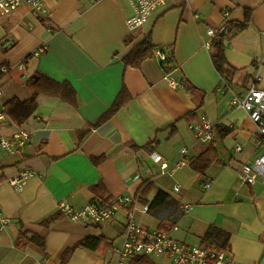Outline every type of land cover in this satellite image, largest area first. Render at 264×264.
Segmentation results:
<instances>
[{"label":"crops","instance_id":"obj_1","mask_svg":"<svg viewBox=\"0 0 264 264\" xmlns=\"http://www.w3.org/2000/svg\"><path fill=\"white\" fill-rule=\"evenodd\" d=\"M44 5L47 14L22 6L10 16H0V65L9 68L0 77V106L15 97L33 98L27 83L35 73L69 82L78 105L39 95L37 110L26 122L18 125L8 115L9 122L0 131L3 136L21 130L30 134L23 156L0 153L4 179L0 203L11 219L0 230V264H61L67 249L90 235L106 236L114 241V248L101 253L78 248L67 264H119L115 248L120 246L128 210L118 207L111 221L97 226L72 222L60 214L63 200L75 209L103 203L100 196L105 192H94L97 185L104 186L110 203L130 198L142 226L154 229L164 224L176 240L200 245L209 226L215 225L231 234L233 264H264V181L260 177L254 185L245 184L236 170L264 154V143L259 144L247 113L230 105L232 94L241 96L259 72L257 86L264 89V68H260L264 0H170L135 31L127 26L133 14L128 0H44ZM248 13L246 29L226 38L225 56L238 69L226 80L214 65V38L208 30L226 24L228 33ZM149 34L153 45L170 55L172 75L185 84L184 89L167 85L168 66L163 68L155 57L139 68L125 66L124 58ZM207 42L211 48L205 46ZM42 48L46 51L39 53ZM223 83L230 87L224 94L217 89ZM124 87L129 102L111 119L90 128ZM204 117L214 126L219 162L201 175L190 163L211 142L199 141L189 125ZM218 127L230 133L222 137ZM89 128L80 141L79 133ZM145 145L150 146L143 149ZM236 145L242 146L240 152ZM183 149L188 151L189 164L172 171ZM156 154L168 163L169 174H160L152 159ZM21 167L34 176L17 192L6 180ZM149 182L155 188L144 202L137 192ZM158 190L167 192L170 200L150 208ZM58 215L53 223L43 224ZM24 233L37 234L45 246L26 242L19 246L18 237ZM149 258L142 264H172L166 256Z\"/></svg>","mask_w":264,"mask_h":264},{"label":"built area","instance_id":"obj_2","mask_svg":"<svg viewBox=\"0 0 264 264\" xmlns=\"http://www.w3.org/2000/svg\"><path fill=\"white\" fill-rule=\"evenodd\" d=\"M133 8L132 16L127 20V26L131 31L141 28L147 23L151 14L159 8L166 7L170 0H128ZM22 6L30 7L33 11L41 14H47L44 0H0V16H10ZM229 16L228 12L224 13ZM226 24L219 28H210L208 35L215 38L217 35L226 32ZM264 35V32H263ZM211 48V42L205 44ZM42 48L39 53L45 52ZM154 57L161 66H166L167 54L163 48L157 47ZM23 68V66H20ZM260 68H264V58L261 61ZM3 73H8V68H2ZM164 80L173 90L184 89L185 84L175 79L172 73L166 72ZM261 80L260 72L255 77V82L240 96L232 94L230 105L242 108L256 126L260 136L259 144L264 143V89L257 86ZM222 94L227 93L230 87L223 83L218 88ZM1 95V92H0ZM9 122V116L0 106V131L2 127ZM189 129L195 137L204 143H210L214 137V126L207 118H201L197 122H192ZM30 142V134L26 131H17L11 136L0 135V153L10 157L23 156ZM241 145L235 146V151L240 152ZM188 151H181L182 159L178 162L176 169L183 168L189 164L186 158ZM153 163L159 166V172L162 175L169 174V165L164 158L158 154L152 156ZM239 179L248 185L257 183L260 177L264 181V154L258 157L252 163H242L236 168ZM34 176V173L27 168H19L15 177L8 178L6 182L17 192L24 190L28 181ZM4 179L0 176V188ZM210 182L205 184L209 189ZM178 190V188L176 189ZM118 207H123L127 211V224L121 238L120 246L115 248L119 264H128L137 257H160L166 256L172 264H233L234 256L232 252H217L206 249L201 245H191L173 238L169 232L160 228H147L139 224L135 219L133 201L130 198L120 197L115 203L92 202L81 209H75L67 201L63 200L59 204L60 213L72 222L83 224H105L113 219ZM11 223V219L5 216L3 207L0 203V230H4Z\"/></svg>","mask_w":264,"mask_h":264},{"label":"trees","instance_id":"obj_3","mask_svg":"<svg viewBox=\"0 0 264 264\" xmlns=\"http://www.w3.org/2000/svg\"><path fill=\"white\" fill-rule=\"evenodd\" d=\"M250 22V13L247 14L246 20L243 23L233 24V28L228 32L221 35H217L212 41V47L215 50L213 54L214 65L221 75L222 78L228 80L237 73L238 69L234 68L225 56V47H226V38L229 37L233 32L237 33L246 29ZM131 39L125 41L126 44H129ZM156 47L153 45L151 40V35H147L145 39L137 44L124 58V63L126 67L139 68L142 63L154 57ZM166 53V52H165ZM168 56V55H167ZM172 56V53H171ZM171 58L170 55L167 58L166 65L168 66L166 72L172 73L173 69L170 68ZM2 68H8L7 64L0 65V77H3L5 73L1 70ZM9 72V68H8ZM27 88L32 90L35 96L28 100H22L18 97L12 98L5 105H3L4 111L15 121L16 124L21 125L26 122L37 110L38 104L36 101V96L45 95L49 97H54L60 99L63 102L71 104L73 106L78 105L77 92L75 88L69 82H57L41 73H35V75L28 81ZM130 100V95L128 90L124 87L116 98L113 106L104 113L97 123L93 124L90 128L98 127L104 122L111 119L116 115ZM86 129L79 133V140L82 141L85 134L90 130ZM219 135L225 137L230 133V130L223 127H218ZM171 135H174L172 131ZM150 145H145L143 149H148ZM219 162V155L216 149V143L213 141L209 144L207 149L200 154L197 158L191 161V167L201 175H205L207 170L214 163ZM153 182L144 183L138 189L137 197L139 200L146 202L147 197L154 190ZM98 189H103L105 194L101 195L100 198L104 203L109 204L110 198L105 199L107 192L103 185H97L93 187L94 192ZM170 200V195L163 191L158 190L154 199L150 204V208L160 207L165 205ZM61 214V213H60ZM58 216H53L47 219L43 224H51L57 220ZM98 224H92L90 226H97ZM101 225V224H99ZM160 229L168 231V228L161 224ZM19 246L23 245V242L34 243L39 247L45 246V241L43 238L37 234L29 236L27 233L20 234L18 237ZM201 246L205 247L211 251L217 252H231V234L223 229L216 227L215 225L209 226L204 237L201 239ZM78 248L86 249L91 252L101 253L103 249H113L114 241H109V239L104 235H90L81 241H79L74 246L67 249L65 254L62 257L61 264H67L71 259L74 251ZM150 259L149 257H137L131 260L132 264H142L146 263L145 261ZM149 261L147 264H151Z\"/></svg>","mask_w":264,"mask_h":264}]
</instances>
